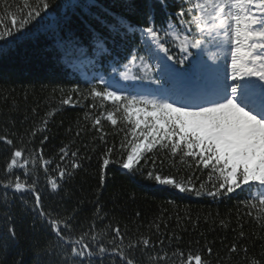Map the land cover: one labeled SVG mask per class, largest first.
Here are the masks:
<instances>
[{"label": "trees", "instance_id": "trees-1", "mask_svg": "<svg viewBox=\"0 0 264 264\" xmlns=\"http://www.w3.org/2000/svg\"><path fill=\"white\" fill-rule=\"evenodd\" d=\"M32 2L28 0V3ZM81 2L83 0H53L52 8L46 14L54 15L50 23L44 21L46 15L42 13L44 18L40 23L30 24L11 43L0 44V137L13 140L17 148H42L43 158L53 161L49 168L50 175L55 174L58 163L66 167L75 159L80 164L72 179L62 184V191L58 195L49 191L50 185L43 169H35L45 210L61 217L75 212L72 223L74 235L87 231L95 221L97 231H109V226L119 225L122 233L127 231V237H149L156 247L145 250L141 246L133 250L131 256L135 258V264H181L179 257H172V253L178 251L184 253L185 264L189 254H200L209 264H250L252 259L264 264V228L260 226L261 222L254 219L257 209H249L244 204L249 199L248 186L243 185L241 189L223 196H198L195 191L207 193L215 190L213 186H218L223 179L219 172L211 165L205 166L198 156L189 157L180 152L173 155L160 144H156L150 152L144 151V159L140 165L134 166L139 171L123 169L122 162L130 152L134 127L120 112L114 113L116 125L107 120V112L113 110L112 101L92 97L84 99L90 84L95 82L81 77L78 69L81 63L89 61L91 69L106 73L113 72V67L122 70L121 65L126 63L123 57L130 55L139 37L130 35L120 42L119 65L112 58L97 56L89 47L91 37L81 23L83 17L72 16L73 6ZM96 3L99 7L93 9V13L107 12L109 16L125 14L135 24L145 25V0H96ZM147 3L155 5L152 14L157 25L181 7L190 6L189 0H166L167 7H161L158 0H147ZM21 10H27L25 0H0V31L11 27V17L16 15L19 19ZM65 19L71 20V27L80 35L86 52L83 56H73L71 60L57 52L51 36ZM185 19L190 17L186 14ZM193 51L198 53V50ZM215 51V48L211 50ZM211 52L201 50L200 56L207 59ZM173 54H178L175 48ZM126 81L130 85L127 90L132 94L136 82L158 89L149 80ZM171 85L168 82L163 87L174 96L177 93ZM76 88L78 91H74ZM68 97L72 98V102L62 104L61 101ZM93 103L95 108L91 107ZM96 116L101 120L98 126L94 125ZM45 120L47 130L36 131L45 128L42 123ZM33 131L36 132L35 136L32 135ZM45 136L48 139L41 144ZM122 143L124 148H121ZM161 143L170 144L171 141ZM66 145L69 156L60 161V149ZM109 148L113 149L107 156L110 163L104 167L103 159ZM184 150L188 151L186 147ZM12 151V146L0 140V180L5 179V166ZM72 152H76L77 156L72 157ZM148 171L172 176L185 182L186 187L194 186L195 191L180 192L173 186L160 185L147 178ZM15 175L22 180L25 178L20 169L14 171ZM3 199L4 190L0 187V201ZM7 199L10 203L14 201L11 209L14 219L9 225L0 215V264H37L38 255L47 264L44 249L49 241H55L51 230L47 225L42 227V222L35 219L33 212L23 208L20 197L11 190L7 193ZM24 199L29 205L34 203L31 193L26 194ZM98 207L99 217L96 215ZM5 211L0 205V213ZM249 211L252 216L248 215ZM221 221L226 226H222ZM156 225H159V229ZM9 226L15 228L14 240L8 237ZM241 232L244 233L243 237ZM109 239L110 232L105 239V247H108ZM161 240L163 252L168 253V258L156 262L151 257L163 255ZM234 244L237 250L231 252ZM91 247L95 252V246ZM209 247L212 248L211 255L207 253ZM92 264H122V261L118 256L109 254L103 258L95 256Z\"/></svg>", "mask_w": 264, "mask_h": 264}, {"label": "snow or ice", "instance_id": "snow-or-ice-1", "mask_svg": "<svg viewBox=\"0 0 264 264\" xmlns=\"http://www.w3.org/2000/svg\"><path fill=\"white\" fill-rule=\"evenodd\" d=\"M158 3L161 7H167L166 0H158ZM52 5L53 0H33L32 3L25 0L27 10L20 11L19 19L16 15L11 17V27L0 31V44L11 43L30 24L40 23L44 18L42 13L46 15ZM189 5L188 8L181 7L172 16H166L157 25L152 14L155 5H149L145 0V25H138L125 14L109 16L107 12L93 13L92 10L99 7L96 0H83L75 4L72 16L83 17L81 23L91 37L89 47L97 56L112 58L119 65L120 59L117 57L120 42L127 40L130 35L133 38L139 37L130 55L123 57L126 60L121 65L123 71H119L117 67H113L112 71L118 72L124 80L152 81L158 86L159 93L132 94L123 87L112 90L109 80L98 76L94 77L95 83L90 84L84 99L92 97L112 101L113 110L107 112V120L112 125L117 124L116 112L122 113L128 120L136 116V127L146 124L140 114L152 118L146 124L151 131L141 133V143H132L131 151L122 162L123 169L139 171L134 166L140 165V161L144 159V151H152L156 144H160L166 151L170 150L173 155L180 152L189 157L198 156L205 166L211 165L223 178L218 186H213L214 191H195L194 186L186 187L185 182L154 171H148L147 178L160 185L173 186L180 192L195 191L198 196H223L246 185L249 199L244 204L249 209H257L254 219L261 222L260 226L264 228V0H189ZM186 14L190 19H185ZM51 36L55 49L63 53L65 59L71 60L75 55L86 54L80 35L71 27V20L65 19ZM173 48L178 54H173ZM213 48L216 49L215 52H211ZM194 49L211 54L204 59L199 53H194ZM228 60L230 64L222 72L221 61ZM207 79L213 81L211 90L200 86ZM170 80L184 85L174 96L163 87ZM74 91H78V88ZM71 102V97L61 101L62 104ZM91 107L95 108L96 105L93 103ZM42 123L45 128L36 131L47 130V121ZM100 123V117H94V125L98 126ZM35 134L33 131L32 135ZM148 137H152L151 142H148ZM173 137L178 139L173 140ZM47 139L45 136L41 144ZM0 140L13 147L11 158L5 166V179L0 180V187L4 190V199L0 201V205L6 209L0 215L11 225L14 219L11 214L14 201L10 203L7 199V193L11 190L20 197L23 208L33 212L35 219L42 222V227L47 225L55 237V241H49L44 249V256L48 257L47 264H92L95 256L103 258L109 254L118 256L122 264H135V258L131 256L133 250L141 246L145 250L156 247L149 237H127V231L122 233L119 225L109 226V231H97L95 221L87 231L74 235L72 223L75 212L61 217L45 210L35 169H43L50 185L49 191L58 195L62 191V184L72 179L80 164L75 159L66 167H61L58 163L55 174L50 175L49 168L53 161L43 158L42 148H17L13 140L6 136L0 137ZM162 141L171 143L164 144ZM124 147L122 143L121 148ZM112 151L109 148L105 153L104 167L109 165L107 156ZM70 155L76 157L77 153L72 152ZM68 156L66 145L60 149L59 160L64 161ZM152 163L154 165L155 161ZM30 165L32 168H29ZM16 169L23 170V180L19 175L14 176ZM101 180L103 183V176ZM28 193H31L34 200L31 205L24 199ZM99 213L98 207L97 217ZM248 215L252 216V212L249 211ZM221 225L226 226L224 221H221ZM156 227L159 229V225ZM109 232L111 239L107 240L108 247H105ZM7 233L9 238L15 239L13 226L8 227ZM240 235L243 237L244 233L241 232ZM159 243L163 252V240ZM92 245L96 248L95 252ZM236 250V245H232L230 251ZM207 253L211 255V247L207 248ZM172 257H179L181 264H185L183 252H173ZM167 258V252L151 257L156 262ZM37 264H45L39 255ZM187 264L209 262L204 261L200 254H189ZM250 264L260 262L252 259Z\"/></svg>", "mask_w": 264, "mask_h": 264}, {"label": "rangeland", "instance_id": "rangeland-1", "mask_svg": "<svg viewBox=\"0 0 264 264\" xmlns=\"http://www.w3.org/2000/svg\"><path fill=\"white\" fill-rule=\"evenodd\" d=\"M66 6H67V4H65V6H64V8H66ZM54 19V15L53 14H48V15H46V17L44 18V21H47V22H51L52 20ZM228 64H230V60H228L227 62H223L222 61V65H220L221 66V71L223 72L225 69H227L228 68ZM229 71H230V69H228ZM119 71H123V69L122 70H119ZM115 74H116V72H114ZM118 79V78H120V79H122L120 76H119V74L117 75L116 74V77H115V79ZM123 81H124V79H122ZM126 81V80H125ZM124 81V82H125ZM211 82H213L211 79H207V80H205L203 83H204V85H203V83H201V85L200 86H202V87H204V88H206V89H209V90H211L212 88H213V86H214V84L212 83L211 84ZM208 84H211L210 85V88H208ZM176 87H174V89H175ZM176 92V91H175ZM156 93V91H154V93L153 94H150V95H154ZM177 93V92H176ZM138 106H143V105H138ZM149 111H151V109H149ZM141 115V118L142 119H145L146 120V124L147 123H149V122H151L152 121V118L151 117H144L143 116V114H140ZM135 120H136V116H133L132 117V119L130 120V122L132 123V125H133V127H134V131H133V133H132V136H131V145H132V143H141L142 141H143V136L141 135V133H147V132H149V131H151V128H149V127H146V124H141L139 127H136V124H135ZM161 132H163V130H161ZM174 138H177L178 139V137H173V139ZM152 141V137H148V142H151ZM130 151H131V146H130Z\"/></svg>", "mask_w": 264, "mask_h": 264}]
</instances>
